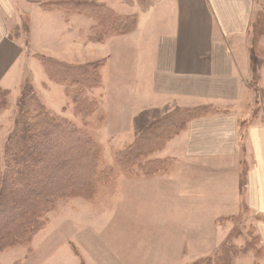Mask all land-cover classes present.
I'll use <instances>...</instances> for the list:
<instances>
[{
    "label": "crops",
    "instance_id": "0c3cea01",
    "mask_svg": "<svg viewBox=\"0 0 264 264\" xmlns=\"http://www.w3.org/2000/svg\"><path fill=\"white\" fill-rule=\"evenodd\" d=\"M56 1L0 0V89L10 102L27 80L42 101L55 100L56 83L41 74V94L29 75V62L46 56L70 65L105 60L102 85L89 99L101 100L111 151L176 109L215 110L192 120L160 152L171 162L169 174L126 184L138 187L141 220L164 216L162 231L170 237L103 243L91 236L83 250L75 247L77 256L68 251L58 264H77L79 257L83 264H196L216 255L230 232L218 220L237 215L243 202L264 220V32L255 31L264 0H77L137 17L132 33L102 42L92 39V18L45 6ZM256 228L263 252H249L253 258L243 264H264V221Z\"/></svg>",
    "mask_w": 264,
    "mask_h": 264
},
{
    "label": "trees",
    "instance_id": "16d2710c",
    "mask_svg": "<svg viewBox=\"0 0 264 264\" xmlns=\"http://www.w3.org/2000/svg\"><path fill=\"white\" fill-rule=\"evenodd\" d=\"M45 6L92 18V39L99 42L112 35L130 34L137 27L135 15H120L95 1L61 0ZM255 31L264 32L262 14L257 15ZM39 60L49 79L62 85L67 97L72 98L78 114H95L96 104L89 99V93L102 85L100 68L105 60L83 65H70L46 56H39ZM8 98L9 93L0 89V110L8 106ZM15 108L14 125L0 158V253L22 247L33 238L44 226L45 217L56 209L57 200H95L98 192L94 185L103 181L100 176L105 172L98 170L102 148L93 134L53 114L29 80L24 83ZM214 111L211 106L176 109L152 121L117 154L118 162L128 164L130 172L137 163L144 177L166 173L170 160L154 155L185 131L192 120ZM60 175L67 180L60 181ZM114 180L108 175L104 181L112 184ZM229 237L218 250L220 254L215 255L214 263L226 264L229 252L237 253ZM255 247L256 250L253 242H247L244 253L253 251L257 256L263 252L261 240Z\"/></svg>",
    "mask_w": 264,
    "mask_h": 264
},
{
    "label": "rangeland",
    "instance_id": "374dc122",
    "mask_svg": "<svg viewBox=\"0 0 264 264\" xmlns=\"http://www.w3.org/2000/svg\"><path fill=\"white\" fill-rule=\"evenodd\" d=\"M53 9L62 12L59 8L53 7ZM24 27L27 29L26 23ZM15 37H17V34ZM28 69L30 77L34 78L39 93L42 94L44 83L46 82L43 75L47 79L48 76L40 60L38 58L32 59L29 62ZM56 88L55 91L51 92L55 100H43L45 105L51 108L54 111L52 113L56 116L65 118L79 129L93 134L94 139L102 148L98 170L105 171L100 176L103 181H98V184L94 185L98 192L95 200H88V198L84 199L82 197L75 199H72L73 197H63L57 200L56 209L45 217L44 226L33 238L22 244V247L19 246L17 249L1 252L0 264H58L59 260L67 257L68 251H70L71 257L77 256L78 253L75 251V247L79 248L80 244L91 241V236L94 237V242L103 243H154L155 241L163 243L164 237H170L171 235L162 231L164 224L161 221L166 218L162 216L160 221L159 217H151L148 218L149 222L145 223L142 221V217L139 216L137 211L140 193L137 192L139 191L138 187L126 185L133 178L144 177L145 173L138 170L141 168H138L137 163H134L135 170L130 172L128 164L118 162L117 154L132 144L133 141L119 151H111L112 148L108 147V142L102 133L107 122L106 114L100 104L101 100H93L96 104L95 114L85 117L76 112L72 98H68L64 94L63 86L56 83ZM15 105L16 100H11V102L9 100L8 106L0 110V158H3L5 143L14 125ZM158 155L160 153L155 154L154 157H158ZM170 171L171 169L166 173L158 174V176L167 175ZM108 175L111 178H115L112 184H107L104 181ZM59 178L61 179L60 181L67 180L64 175H60ZM244 182L245 178L243 180V188L245 186ZM91 204H101V207L96 206L94 208L95 211H93L90 209L92 208L90 207ZM260 221L264 220L260 216L253 214L244 202L242 209L237 215L223 217L218 220L219 227L225 225L230 227L228 240L234 243L237 251V253L234 251L229 252L226 264H237L238 262L243 264L253 258L252 254L248 257L246 256L248 253H244V248L246 243L250 241L254 243V249L256 250L255 245L261 240L257 232L256 223ZM166 224L168 225L169 222L167 221ZM181 248L183 247H178L179 257L181 256ZM79 249L83 250L82 248ZM218 253L219 251L216 255ZM260 254L261 252L257 253V257ZM214 257L202 259L196 264H218L214 263ZM77 262V264H83V260L80 257Z\"/></svg>",
    "mask_w": 264,
    "mask_h": 264
}]
</instances>
